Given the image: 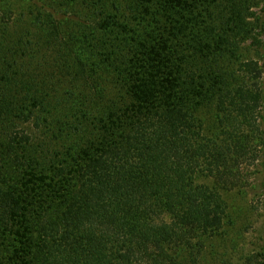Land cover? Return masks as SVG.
<instances>
[{
	"label": "trees",
	"instance_id": "1",
	"mask_svg": "<svg viewBox=\"0 0 264 264\" xmlns=\"http://www.w3.org/2000/svg\"><path fill=\"white\" fill-rule=\"evenodd\" d=\"M127 1L140 28L98 22L118 27L101 68L117 66L122 101L91 114L48 167L24 156L30 135L12 121L31 111L0 83V264H189L222 226V189L250 186L264 209L261 70L253 59L237 73L219 65L237 62L252 0ZM36 93L23 100L36 107ZM207 104L210 134L196 113ZM260 240L264 264V229Z\"/></svg>",
	"mask_w": 264,
	"mask_h": 264
},
{
	"label": "rangeland",
	"instance_id": "2",
	"mask_svg": "<svg viewBox=\"0 0 264 264\" xmlns=\"http://www.w3.org/2000/svg\"><path fill=\"white\" fill-rule=\"evenodd\" d=\"M113 1L0 2V83L10 81L15 101H21L24 112L31 111L28 121L21 122L15 117L12 123L30 135L24 156L35 155L40 164L38 168L51 165L57 152L65 151L74 138L84 135V127L91 122L92 115L104 106L120 105L122 101L121 77L114 79L117 66L111 72L101 68L104 60H110L108 55L113 47L110 44L119 34L118 27L112 34H106L98 28V22L109 14L116 22L127 21L132 28L140 27L132 20L134 14L127 0H116L115 5ZM244 9L247 34L238 41V60L235 63L233 59L221 58L219 65L227 72L237 73L238 62L257 61L261 70L259 86L264 90V0H252ZM88 48L93 49L92 55L86 51ZM119 48L120 45L116 47ZM34 92L43 101L36 107L30 104V99L23 100V96ZM261 111L264 112V103ZM196 113L204 130L212 133L213 106L207 104ZM197 181L212 183V179L201 175ZM250 190V186L221 190L227 205L222 226L204 239L196 259L186 258L189 260H184L186 263L257 264L256 249L264 229V209L262 197Z\"/></svg>",
	"mask_w": 264,
	"mask_h": 264
}]
</instances>
